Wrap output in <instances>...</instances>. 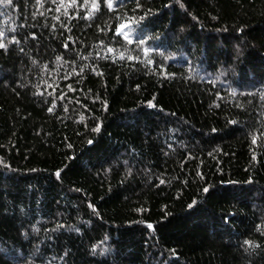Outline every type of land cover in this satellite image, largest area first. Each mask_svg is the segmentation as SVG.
Segmentation results:
<instances>
[{
    "label": "trees",
    "instance_id": "1",
    "mask_svg": "<svg viewBox=\"0 0 264 264\" xmlns=\"http://www.w3.org/2000/svg\"><path fill=\"white\" fill-rule=\"evenodd\" d=\"M0 45V264H264V0H11Z\"/></svg>",
    "mask_w": 264,
    "mask_h": 264
},
{
    "label": "rangeland",
    "instance_id": "2",
    "mask_svg": "<svg viewBox=\"0 0 264 264\" xmlns=\"http://www.w3.org/2000/svg\"><path fill=\"white\" fill-rule=\"evenodd\" d=\"M120 31H123L124 34H125L126 36H129V34H128L129 32H131L132 34L135 33L134 30H131V29L128 30V29H127V26H123V25L120 27ZM128 31H129V32H128ZM132 34H131V35H132Z\"/></svg>",
    "mask_w": 264,
    "mask_h": 264
},
{
    "label": "snow or ice",
    "instance_id": "3",
    "mask_svg": "<svg viewBox=\"0 0 264 264\" xmlns=\"http://www.w3.org/2000/svg\"><path fill=\"white\" fill-rule=\"evenodd\" d=\"M5 2H8V3H10V2H11V0H0V3H5ZM0 47H3V45H0Z\"/></svg>",
    "mask_w": 264,
    "mask_h": 264
}]
</instances>
